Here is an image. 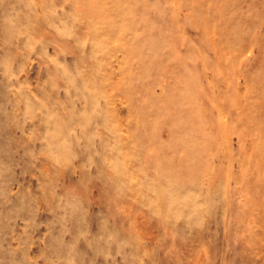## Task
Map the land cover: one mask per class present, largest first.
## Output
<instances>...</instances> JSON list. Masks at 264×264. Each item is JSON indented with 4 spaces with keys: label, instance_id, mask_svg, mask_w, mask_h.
<instances>
[{
    "label": "rangeland",
    "instance_id": "1",
    "mask_svg": "<svg viewBox=\"0 0 264 264\" xmlns=\"http://www.w3.org/2000/svg\"><path fill=\"white\" fill-rule=\"evenodd\" d=\"M0 264H264V0H0Z\"/></svg>",
    "mask_w": 264,
    "mask_h": 264
}]
</instances>
